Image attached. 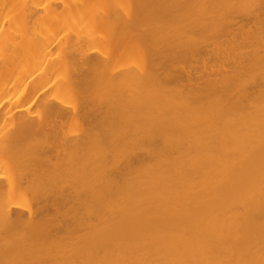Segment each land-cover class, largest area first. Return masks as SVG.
<instances>
[{
	"label": "bare ground",
	"instance_id": "6f19581e",
	"mask_svg": "<svg viewBox=\"0 0 264 264\" xmlns=\"http://www.w3.org/2000/svg\"><path fill=\"white\" fill-rule=\"evenodd\" d=\"M0 264H264V0H0Z\"/></svg>",
	"mask_w": 264,
	"mask_h": 264
},
{
	"label": "rangeland",
	"instance_id": "374dc122",
	"mask_svg": "<svg viewBox=\"0 0 264 264\" xmlns=\"http://www.w3.org/2000/svg\"><path fill=\"white\" fill-rule=\"evenodd\" d=\"M208 52H209V47H206V46H205V47L202 49V54H203V56H204V57H207V56H208ZM191 65H192V64H191ZM194 70H195L194 67H192V68H191V72L193 73ZM34 206H35V205H34Z\"/></svg>",
	"mask_w": 264,
	"mask_h": 264
}]
</instances>
